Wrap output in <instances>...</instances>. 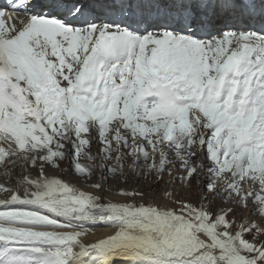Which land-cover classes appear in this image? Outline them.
I'll return each mask as SVG.
<instances>
[{
    "label": "snow or ice",
    "instance_id": "snow-or-ice-1",
    "mask_svg": "<svg viewBox=\"0 0 264 264\" xmlns=\"http://www.w3.org/2000/svg\"><path fill=\"white\" fill-rule=\"evenodd\" d=\"M0 264H264V0H0Z\"/></svg>",
    "mask_w": 264,
    "mask_h": 264
}]
</instances>
